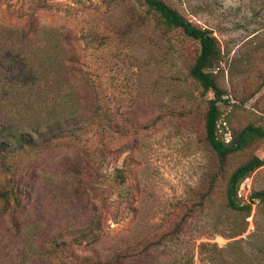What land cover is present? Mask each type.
<instances>
[{"label":"rangeland","instance_id":"rangeland-1","mask_svg":"<svg viewBox=\"0 0 264 264\" xmlns=\"http://www.w3.org/2000/svg\"><path fill=\"white\" fill-rule=\"evenodd\" d=\"M163 1L210 30L220 46L214 72L229 105L221 107L218 125L231 132L264 126V0ZM28 41L40 47L57 41L60 56L70 49L73 77L66 78L62 67L46 78L42 67L35 85L17 95L8 80L12 66L4 60ZM2 45L0 78L8 68L3 77L9 89H0V111L26 122L0 127V141L10 143L0 190L18 192L20 202L19 234L0 202V264L105 262L145 240L155 244L149 253L119 264H264V206L250 200L264 190V166L239 187L238 199L251 206L247 215L227 208L224 197L232 171L264 157V140L227 157L218 169L204 137L213 93H204L189 74L199 53L196 41L165 30L142 0H0ZM27 62L31 71L40 67ZM65 95L80 111V128L59 134L48 151L29 145L36 126L25 112L30 104ZM73 103L50 104L45 120L60 119ZM91 109L95 115L85 121ZM103 116L115 131L105 139L104 153L93 137ZM213 176L208 200L195 205Z\"/></svg>","mask_w":264,"mask_h":264},{"label":"trees","instance_id":"trees-1","mask_svg":"<svg viewBox=\"0 0 264 264\" xmlns=\"http://www.w3.org/2000/svg\"><path fill=\"white\" fill-rule=\"evenodd\" d=\"M142 2L147 11L153 13V15L157 18L158 23L165 30H179L185 37L196 41L199 45V53L197 54L193 65L190 67L189 74L190 77L202 88L204 93H213V97L207 101L204 113V137L207 145L216 155L220 163L218 169L221 170L223 161L227 157L237 153L238 151H242L256 141L264 140V126L263 124L259 126L248 124L237 132H231L230 130H227L225 126L221 127L218 125L221 117V107L228 106L229 100L224 99L226 92L221 90L216 83V73L214 71L219 68V64L222 61V52L215 37L212 35V32L186 20L177 11L169 7L163 0H142ZM25 45L26 47L20 49V52H17L18 54L16 56L13 57L10 53L4 60L8 68L10 65L12 66L8 70L9 73L12 74L8 80H10L9 82L11 84L15 83L16 87H12L11 90L14 89V91L17 92V95L21 94L18 91H27V89L31 87L29 85L30 82L33 84L35 83L33 77H35L37 73H40L39 70L42 67H45L44 69L48 72L46 74V78L54 71L55 68L62 69V67L65 69L64 75L66 78L67 76L69 79L73 77L74 70L68 66V64L74 60V53H71L70 49L65 48V54L60 56V44L57 41L55 43L50 41L44 42L42 47L38 45L30 46L31 41H28ZM4 47L5 45H2L0 46V49H4ZM40 51L42 52V55L39 56L36 52ZM26 59H33L34 61H37L40 64L39 69L35 71L29 70L31 67L29 63H23ZM8 68H6V71L0 78L1 81L2 79L5 81L4 83L2 82L0 86V89L4 92H7L9 89L6 88V83L8 82L7 78L3 77L5 73H7ZM16 82H20V86H18ZM75 94H77L76 90ZM21 101V103H23V99ZM53 101L50 97H45L44 99H40L36 104H34V106L32 103H29L31 108L28 112L25 111L26 113H32L30 116L31 119L29 120L30 125L36 124V126L33 127L34 137L29 138L28 140L29 145L35 146L39 144L44 148L43 151H48L53 148L52 145L54 141H56V138H58L59 134L68 132L71 135V133L80 128V125L83 123L81 122L82 119L80 111L73 107L74 103L72 102L73 100H70V96H61L58 100L57 97H54ZM69 103H73L70 105V111L65 114L63 113L60 119H56L54 117L45 120V110L47 109V106L50 104L56 106ZM0 108L4 109L2 105ZM94 115L95 110L91 109L87 116H85V121L91 120ZM103 117L104 122H100L96 130L93 132V137H97L99 140L98 141L95 138L97 142L96 144H99V149L102 150V153L105 152V139L111 133L115 132L113 126L109 124L107 116ZM20 122L25 123L26 121H16L11 110H7V112L0 111V127L12 123L20 124ZM225 134L229 135L228 141L225 139ZM9 147L10 143L8 144V142L0 141V169L1 167L4 168V160L7 157V153H9ZM262 166H264V157L259 158L257 156H253L232 171L226 181L224 189V197L227 208L234 212H244L246 215L250 212V204H242L238 199V190L241 183ZM214 183L215 177L213 176L208 182L206 190L199 195L200 200L196 202L195 205H201L204 201L208 200L212 193ZM250 200L252 202L258 201L264 206V190L253 192L250 195ZM0 202L2 203L1 213L3 215H9L11 228L15 234H19L20 224L16 217L20 203L18 192L15 193L12 190H0ZM190 212L192 213V210ZM184 222H186V217L182 219L181 223L184 224ZM176 227L181 230L182 226L178 224ZM177 229L175 233H177ZM172 236L173 234H171V232L164 233L156 239V244L164 243ZM153 243V241L147 242V240H145V242H141L137 246L127 247L124 251L117 253L110 260L105 262L92 261L88 258H86L85 261H87V264H119L123 261L135 259L149 253L155 245Z\"/></svg>","mask_w":264,"mask_h":264},{"label":"built area","instance_id":"built-area-1","mask_svg":"<svg viewBox=\"0 0 264 264\" xmlns=\"http://www.w3.org/2000/svg\"><path fill=\"white\" fill-rule=\"evenodd\" d=\"M226 137H228V134H225V139H226ZM229 139V138H228ZM228 139H226V141H228Z\"/></svg>","mask_w":264,"mask_h":264}]
</instances>
